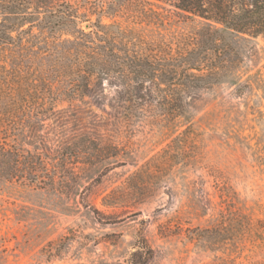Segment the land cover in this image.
<instances>
[{
    "label": "rangeland",
    "instance_id": "rangeland-1",
    "mask_svg": "<svg viewBox=\"0 0 264 264\" xmlns=\"http://www.w3.org/2000/svg\"><path fill=\"white\" fill-rule=\"evenodd\" d=\"M148 1L174 12L146 26L154 36L204 26ZM128 13L104 22L132 24ZM223 33L233 49L228 71L190 94L173 123L160 121L154 102L126 116L118 88L106 83L104 98L58 100L24 146L48 159L76 141L81 153L85 144L98 148L54 188L0 178V264H264V37ZM188 123L191 137H177ZM215 227L221 236L200 238Z\"/></svg>",
    "mask_w": 264,
    "mask_h": 264
},
{
    "label": "trees",
    "instance_id": "trees-1",
    "mask_svg": "<svg viewBox=\"0 0 264 264\" xmlns=\"http://www.w3.org/2000/svg\"><path fill=\"white\" fill-rule=\"evenodd\" d=\"M163 1L183 19L199 18L204 26L173 39L154 36L146 26L164 25L174 12L160 5L158 11L148 0H95L90 7L64 0H0V178L54 188L74 177L78 158H93L96 143L83 145L84 153L79 142L69 143L51 159L39 147L24 146L60 98H104L107 84L118 88L126 116L135 117L142 105L154 102L160 121L173 123L186 114L190 94L210 88L228 71L233 49L223 31L264 37V0ZM123 9L132 24L104 22ZM192 133L188 123L177 137ZM217 228L202 229L200 238L221 236Z\"/></svg>",
    "mask_w": 264,
    "mask_h": 264
}]
</instances>
